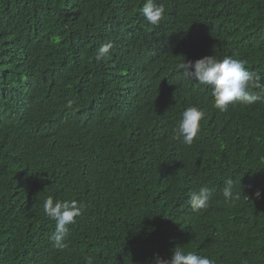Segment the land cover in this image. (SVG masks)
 <instances>
[{
    "label": "trees",
    "instance_id": "obj_1",
    "mask_svg": "<svg viewBox=\"0 0 264 264\" xmlns=\"http://www.w3.org/2000/svg\"><path fill=\"white\" fill-rule=\"evenodd\" d=\"M154 2L158 25L145 0H0V264H153L177 247L264 264V100L221 112L176 67L232 56L264 76V0ZM192 106L186 145L173 129ZM200 187L213 198L194 211ZM49 196L85 205L63 250Z\"/></svg>",
    "mask_w": 264,
    "mask_h": 264
},
{
    "label": "clouds",
    "instance_id": "obj_2",
    "mask_svg": "<svg viewBox=\"0 0 264 264\" xmlns=\"http://www.w3.org/2000/svg\"><path fill=\"white\" fill-rule=\"evenodd\" d=\"M141 11L150 25H158L163 20L166 9L162 3L157 4L154 0H145ZM112 47L111 43L102 44L97 50L96 60L100 61L106 57ZM245 64L244 60L232 56L217 59L212 55L198 59L195 62H184L176 67L178 71L182 70V75L185 78L199 85L210 86L214 101L213 106L224 112L234 102L252 105L257 101L264 100V96L250 91L252 88L264 89V84L260 83L264 76L248 71ZM67 107H72L71 101L68 102ZM204 115V111L198 107L186 108L177 127L173 129L174 138L186 145H191L198 135L200 121L204 118ZM222 195L229 205H234L241 199L240 192L234 189L232 183H228L223 188ZM254 195L259 198L261 193L257 191ZM212 198L213 191L211 189L200 187L198 191L191 192L189 204L194 211L205 210L209 207ZM84 207L85 205L82 202L54 200L51 196L43 202L44 213L55 221V232L51 239L58 249L63 250L68 246L65 242L69 231L67 225L75 223V218L82 215ZM86 264H92L91 257L87 259ZM153 264H213V261L207 256L191 251L185 252L183 247H177L170 259H164L156 254Z\"/></svg>",
    "mask_w": 264,
    "mask_h": 264
}]
</instances>
